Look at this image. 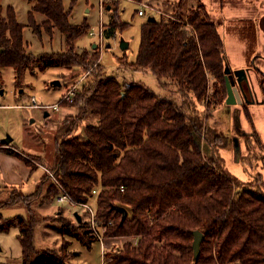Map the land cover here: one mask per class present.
I'll list each match as a JSON object with an SVG mask.
<instances>
[{"label": "trees", "instance_id": "obj_1", "mask_svg": "<svg viewBox=\"0 0 264 264\" xmlns=\"http://www.w3.org/2000/svg\"><path fill=\"white\" fill-rule=\"evenodd\" d=\"M120 1L105 3L116 6ZM28 2L33 33L40 36V28L48 34L56 29L63 35L65 50L38 57L28 54L23 25L13 8L4 11L0 4V69L12 68L17 87L35 64L73 73L88 71L97 51L77 49V41L88 33L86 22L72 24L70 9L65 10L62 0ZM175 6L178 10L170 18L146 19L141 24L137 54L129 63L174 89L160 95L141 82L93 73V80L72 99L75 114L66 117L55 133L49 172L75 201L96 202L105 239L136 240L135 245L125 241L105 251L103 264H264V191L221 171L205 158L199 143L200 106L213 109L227 96L224 44L202 2L187 11L183 0ZM33 13L44 17L40 27L32 20ZM110 26L107 39L117 29H125L112 15ZM245 40L247 52L254 50L255 35ZM261 91L264 95V81ZM2 145L7 146L2 152L22 161L30 172L37 169L17 147L0 141ZM49 178L43 174L37 190L43 186L53 197L58 189ZM113 205L127 210L123 221ZM27 211L28 218L17 215L6 220L0 213V232L18 230L22 264H73L54 250H36L35 217ZM78 215L80 222L74 213L59 219L55 231L88 248L97 239L86 213ZM194 231L203 234L197 258L192 248Z\"/></svg>", "mask_w": 264, "mask_h": 264}, {"label": "rangeland", "instance_id": "obj_2", "mask_svg": "<svg viewBox=\"0 0 264 264\" xmlns=\"http://www.w3.org/2000/svg\"><path fill=\"white\" fill-rule=\"evenodd\" d=\"M180 1L142 0V3L162 13L161 16L154 12V17L159 19L171 16L178 10L175 5ZM199 2L204 3L206 11L217 25L224 44L225 65L231 70L230 81L236 82L234 72L241 69L246 71L247 79V83H242L245 98L241 97V104L238 100L235 105H226L223 102L209 110L200 106L203 111V125L199 137L202 154L207 160H212L221 171L251 187L259 186L264 191V95L261 91V82L264 81V0H183V11L196 7ZM62 3L65 10L70 9L69 20L72 24L86 22L89 26L88 33L77 41V49L91 53L95 49L92 45L98 43L97 38L89 35L91 30L96 32L101 17L98 1L62 0ZM0 4L4 11L8 7L13 8L17 22L23 25L22 36L28 54L38 57L65 50L63 35L56 29L48 34L40 28V36L33 33L28 22L31 7L28 0H0ZM104 5H108L102 16L106 27H111L112 15L125 29H117L112 37L105 38V48L101 52L95 49L97 60L88 71L78 69L73 73L63 68L43 69L35 64L26 71L22 83L17 87L12 68L0 69V141L9 137L12 143L10 145L17 147L32 166L37 168L29 172L13 167L9 172L0 163V204L6 202L7 205L0 208V213L4 220L13 219L17 215L28 218V209L36 222L33 227L36 250L51 249L67 260L75 259L78 264H101L104 261L103 249L104 252L112 251L121 247L125 241L135 245L136 240L103 239L104 243L94 241L87 248L74 238H62L55 231L57 221L69 219L74 212L80 213L81 210L66 203H58L55 200L56 195L49 196L43 186L37 190L41 177L47 174L43 168L49 170L52 161L55 133L60 123L76 112L70 106L75 93L82 85L93 80V73L115 76L119 81L141 82L160 95H166L168 90L174 89L169 82L163 87L162 82L151 72L134 70L129 66L137 54L141 24L147 19V16L137 15L139 5L124 0L116 6L112 2ZM32 20L40 27L44 17L33 13ZM256 26L260 35L259 42L255 50L247 52V45L239 37L242 35L244 39H241L246 41V37L255 35L257 40ZM241 28L245 30L243 34L240 32ZM247 28L250 29L249 32H246ZM121 41L128 43L127 49L119 48ZM55 80L60 86L51 85ZM66 95L71 96L63 99ZM30 97H34L38 105L59 103L58 109L31 108ZM235 142L238 149L235 148ZM5 147L0 146V150ZM11 204L17 206H10ZM90 205L96 210L95 201ZM18 234L16 227L0 232V263L22 264Z\"/></svg>", "mask_w": 264, "mask_h": 264}, {"label": "built area", "instance_id": "obj_3", "mask_svg": "<svg viewBox=\"0 0 264 264\" xmlns=\"http://www.w3.org/2000/svg\"><path fill=\"white\" fill-rule=\"evenodd\" d=\"M98 1V6H99V12H100V20L98 23V27L96 32H93L92 30L89 32V35L91 37H95L98 40V43L95 47V49L99 50L100 52L105 48L104 47V31L108 30V27H106V23H104L102 21V16H103V11L105 9V1L106 0H97ZM135 4H137L138 9H137V15L138 16H147V17H154V12L158 13L159 15H163L162 13H160L158 10H156L155 8H153L152 6H149L147 4H144L142 2H135L132 1ZM160 17V16H159ZM170 18V16H167ZM155 18V17H154ZM68 96L71 95H66L65 97H63V99H68ZM62 99V100H63ZM30 102L31 108H44V109H53V110H57L59 103L53 104V105H38L36 103V100L34 97H30ZM45 172L48 173V175L50 176V178L52 179L53 183L55 184L56 188L58 189V192L55 196V200L60 203V204H68L70 206L73 207H77L78 209L81 210V213H86L90 228H91V232L94 235V237L97 239V242L99 243H104L103 239L105 240V237L103 236V234L100 231V227H99V222L97 220V216H96V210H94L89 202H77L75 201L69 194L68 192H66V190L61 186V184L59 183V181L52 175V173L49 172V170H47L46 168H43ZM92 194L95 195L96 194V190L92 191ZM77 212V211H76ZM79 213V212H77ZM102 253H104V249L102 250Z\"/></svg>", "mask_w": 264, "mask_h": 264}, {"label": "water", "instance_id": "obj_4", "mask_svg": "<svg viewBox=\"0 0 264 264\" xmlns=\"http://www.w3.org/2000/svg\"><path fill=\"white\" fill-rule=\"evenodd\" d=\"M155 20L154 17L150 16L147 18V21L149 22H153ZM96 47V45H92V48L94 49ZM128 47V43L121 41L119 48L121 50H125ZM224 73H225V86H226V99H225V104L226 105H235L240 103L241 104V97L243 96L245 98V93H244V89L242 87V83L246 82L247 83V79H246V71L245 70H236L234 72V75L236 77V82L237 85L239 87V89L235 86V82H231L229 79V75L231 73V70L228 67H225L224 69ZM51 85L53 86H60V83L58 81H52ZM238 100V103H237ZM45 115H47V113H45ZM11 139L9 137L5 138L2 140V143L5 145L10 144ZM235 148L238 149V144L235 142ZM114 210H116L117 212H119L121 214V221H123L127 215L128 212L124 207L121 206H117V205H113L112 207ZM74 217L76 218V220L78 222L81 221L80 216L78 215L77 212H74ZM203 239V234L200 231H194L193 232V242H192V248H193V253H194V257L197 258L198 254H199V247L201 244V241Z\"/></svg>", "mask_w": 264, "mask_h": 264}, {"label": "crops", "instance_id": "obj_5", "mask_svg": "<svg viewBox=\"0 0 264 264\" xmlns=\"http://www.w3.org/2000/svg\"><path fill=\"white\" fill-rule=\"evenodd\" d=\"M125 2H132V1H126V0H124ZM133 3V2H132ZM203 3V2H202ZM204 4V3H203ZM256 38H257V40H256V42H255V45H254V50L256 49V45H257V43L259 42V34H258V29H257V26H256ZM259 35V36H258ZM240 38V37H239ZM240 41H242L244 44H246L247 45V42L246 41H243L241 38L239 39ZM18 106V105H17ZM10 144H12L11 142H10ZM9 144V145H10ZM7 147V146H6ZM0 163L2 164V165H4V170L5 171H12L13 169V167H14V169H18L19 171H21V170H28L29 172H30V168L28 167V166H26L22 161H20L19 159H17L16 157H14V156H10V155H7V154H5L4 152H2V150H0ZM0 164V165H1ZM1 168H3V166H1ZM2 170V169H1ZM11 174H12V172H11ZM13 175H14V173H13ZM14 177H15V175H14ZM112 241V240H111ZM103 260H102V262H101V264H103ZM71 263H73V264H78V262H76L75 261V259H71Z\"/></svg>", "mask_w": 264, "mask_h": 264}, {"label": "flooded vegetation", "instance_id": "obj_6", "mask_svg": "<svg viewBox=\"0 0 264 264\" xmlns=\"http://www.w3.org/2000/svg\"><path fill=\"white\" fill-rule=\"evenodd\" d=\"M235 86L239 89L238 85H237V82H235Z\"/></svg>", "mask_w": 264, "mask_h": 264}]
</instances>
